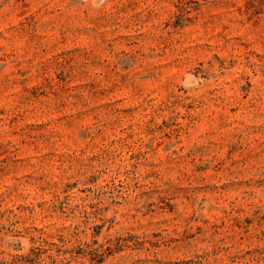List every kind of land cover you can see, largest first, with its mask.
<instances>
[{
    "label": "rangeland",
    "instance_id": "1",
    "mask_svg": "<svg viewBox=\"0 0 264 264\" xmlns=\"http://www.w3.org/2000/svg\"><path fill=\"white\" fill-rule=\"evenodd\" d=\"M0 264H264V0H0Z\"/></svg>",
    "mask_w": 264,
    "mask_h": 264
}]
</instances>
